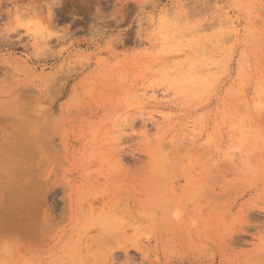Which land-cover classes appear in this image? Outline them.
I'll use <instances>...</instances> for the list:
<instances>
[{"label":"rangeland","instance_id":"1","mask_svg":"<svg viewBox=\"0 0 264 264\" xmlns=\"http://www.w3.org/2000/svg\"><path fill=\"white\" fill-rule=\"evenodd\" d=\"M0 119V264H264V0H0Z\"/></svg>","mask_w":264,"mask_h":264},{"label":"bare ground","instance_id":"2","mask_svg":"<svg viewBox=\"0 0 264 264\" xmlns=\"http://www.w3.org/2000/svg\"><path fill=\"white\" fill-rule=\"evenodd\" d=\"M176 45V44H175ZM168 46V45H167ZM176 47V46H175ZM181 47V46H180ZM177 48V47H176ZM163 49V48H162ZM170 49V48H169ZM175 49V48H174ZM178 49H180V48H178ZM164 50V49H163ZM167 50H168V47H167ZM176 50V49H175ZM170 51V50H169ZM177 51V50H176ZM179 51V50H178ZM183 51V50H182ZM180 52V51H179ZM174 53H176V52H174ZM199 62V61H198ZM192 64V63H191ZM198 64V63H197ZM207 64V63H206ZM194 66H196V68L194 69V73H195V70H197V65H195V63L193 64ZM201 65V64H200ZM199 65V66H200ZM191 66V65H190ZM189 66V67H190ZM212 66V65H211ZM211 66H207L208 68L210 67L211 68ZM174 68V67H173ZM194 68V67H193ZM206 68V67H205ZM169 69H170V67H169ZM199 69V68H198ZM202 69V68H201ZM200 69V70H201ZM168 70V69H167ZM171 70V69H170ZM169 70V71H170ZM189 70V69H188ZM190 70H192V68L190 69ZM189 70V71H190ZM191 72H193V71H191ZM200 72V71H199ZM207 72V71H206ZM165 73V75L167 74V72H164ZM188 73V72H187ZM186 73V74H187ZM200 73H204V72H200ZM186 74H185V76H186ZM164 75V76H165ZM196 75V74H195ZM195 75H193L192 73H188V75L185 77V76H183L182 77V80L181 79H179V78H177V76L175 77V78H173V77H171V76H169V77H171L172 79H176L174 82H177V84L176 83H173V84H171V85H173L174 86V89H179L178 91H182L183 89H180V88H184L185 87V90H188L187 88L189 87V88H193L194 90H198L199 89V87H200V85H202L201 84V79H197L196 77L197 76H195ZM163 76V78L165 79L164 81H167V78L169 79V77L167 76V78L166 77H164ZM181 78V77H180ZM178 79H179V81H178ZM203 79V78H202ZM203 80H205V79H203ZM209 80H211V79H209ZM166 83V82H165ZM179 83H181V85L179 84ZM172 86V87H173ZM203 86V85H202ZM154 91V90H153ZM186 93V92H185ZM32 94V93H31ZM154 94V93H153ZM197 94V93H196ZM28 95V94H27ZM24 96H25V94H24ZM30 96V95H29ZM31 96H34V95H31ZM37 96V95H36ZM17 99V98H16ZM28 99V98H27ZM21 100V99H20ZM25 101H26V96H25ZM28 103V102H27ZM30 103H31V101H30ZM29 114V113H28ZM27 114V115H28ZM26 115V116H27ZM30 115V114H29ZM32 116H34V115H32ZM10 119V118H9ZM27 119V118H26ZM1 120V119H0ZM2 120H4V119H2ZM28 121V120H27ZM22 124V123H21ZM29 125V124H28ZM21 127V126H20ZM8 128V127H7ZM9 129V128H8ZM10 131H11V129H10ZM13 131V130H12ZM16 132V131H15ZM13 135V134H12ZM11 136V135H10ZM16 137V136H15ZM14 137V138H15ZM238 139V138H237ZM17 141V140H16ZM27 150V149H26ZM21 152V151H20ZM27 152V151H26ZM5 190V189H4ZM5 192V191H4Z\"/></svg>","mask_w":264,"mask_h":264}]
</instances>
